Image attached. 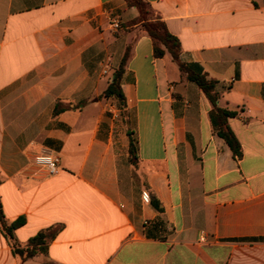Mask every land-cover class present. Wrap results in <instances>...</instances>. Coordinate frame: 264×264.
<instances>
[{
  "label": "crops",
  "instance_id": "1",
  "mask_svg": "<svg viewBox=\"0 0 264 264\" xmlns=\"http://www.w3.org/2000/svg\"><path fill=\"white\" fill-rule=\"evenodd\" d=\"M145 1L181 61L218 83L242 156L127 0H0L3 213L24 219L23 244L60 227L24 264H264V0ZM129 46L123 111L104 93ZM44 154L57 174L35 163ZM0 264H21L1 230Z\"/></svg>",
  "mask_w": 264,
  "mask_h": 264
},
{
  "label": "trees",
  "instance_id": "2",
  "mask_svg": "<svg viewBox=\"0 0 264 264\" xmlns=\"http://www.w3.org/2000/svg\"><path fill=\"white\" fill-rule=\"evenodd\" d=\"M130 7L137 11V17L132 21V25H139L142 33L152 39L153 51L155 58H163L169 54L173 62L178 66L181 75L189 82L196 84L201 91L206 95L212 105L210 111V120L212 126L219 138H221L229 147L235 157L242 156V148L237 137L233 133L229 125V120L235 117V114L227 108L220 106L221 94L217 91V82L210 79L207 73L197 64L184 63L180 59L181 46L179 40L173 36L167 29L165 23L154 14L151 6L145 0H127ZM131 54V46L127 50L121 61L119 69L115 73V77L106 89L104 96L106 98L114 97L119 101L123 111L126 109V99L121 89V79L124 71V66L127 63ZM64 111L57 105L55 115ZM130 138V161L133 165L138 162L137 144L132 133H128ZM151 205L159 212L163 208L156 198L151 197ZM24 223V219L20 218L15 222H8L3 213L2 204L0 201V230L8 245L11 248L15 258L24 264L37 256L46 255L50 244L54 241L60 231V227H52L41 231L35 237L23 244L19 242L15 235V231Z\"/></svg>",
  "mask_w": 264,
  "mask_h": 264
},
{
  "label": "built area",
  "instance_id": "3",
  "mask_svg": "<svg viewBox=\"0 0 264 264\" xmlns=\"http://www.w3.org/2000/svg\"><path fill=\"white\" fill-rule=\"evenodd\" d=\"M111 27L114 30L120 29L119 21H113ZM35 163L38 166L45 168L50 175H55L60 170V158L54 154H44L39 155L35 158ZM146 200H149V197L146 196Z\"/></svg>",
  "mask_w": 264,
  "mask_h": 264
}]
</instances>
